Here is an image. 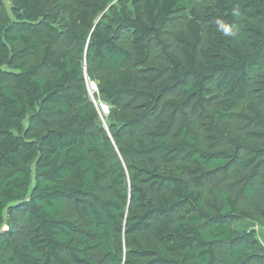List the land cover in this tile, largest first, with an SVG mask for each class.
<instances>
[{
  "label": "trees",
  "instance_id": "1",
  "mask_svg": "<svg viewBox=\"0 0 264 264\" xmlns=\"http://www.w3.org/2000/svg\"><path fill=\"white\" fill-rule=\"evenodd\" d=\"M44 4L0 0V264H264V0Z\"/></svg>",
  "mask_w": 264,
  "mask_h": 264
},
{
  "label": "rangeland",
  "instance_id": "2",
  "mask_svg": "<svg viewBox=\"0 0 264 264\" xmlns=\"http://www.w3.org/2000/svg\"><path fill=\"white\" fill-rule=\"evenodd\" d=\"M44 5H45V7H46L47 9H51L50 0H46V4H44ZM94 85H95V84H94L93 82H90V83H89V88H88V89H89V92H90L91 94H94V93H95L94 91L97 92V90H96L95 88L92 89ZM95 86H96V85H95ZM99 106L101 107L100 112H101L104 116H107L108 114H107V113H104L103 110H102V107H105L106 105L101 103ZM106 107H107V106H106ZM102 121H103V120H102ZM246 227H247L248 230L255 231L256 234H257V237L259 238V240L262 241V242H264V226L252 225V224H246Z\"/></svg>",
  "mask_w": 264,
  "mask_h": 264
},
{
  "label": "clouds",
  "instance_id": "3",
  "mask_svg": "<svg viewBox=\"0 0 264 264\" xmlns=\"http://www.w3.org/2000/svg\"><path fill=\"white\" fill-rule=\"evenodd\" d=\"M218 28L222 31L224 36H232L235 35L233 28L222 23L221 21H217Z\"/></svg>",
  "mask_w": 264,
  "mask_h": 264
},
{
  "label": "water",
  "instance_id": "4",
  "mask_svg": "<svg viewBox=\"0 0 264 264\" xmlns=\"http://www.w3.org/2000/svg\"><path fill=\"white\" fill-rule=\"evenodd\" d=\"M94 88L96 89V86L94 85ZM102 110L104 113H108V108L105 106V107H102Z\"/></svg>",
  "mask_w": 264,
  "mask_h": 264
},
{
  "label": "bare ground",
  "instance_id": "5",
  "mask_svg": "<svg viewBox=\"0 0 264 264\" xmlns=\"http://www.w3.org/2000/svg\"><path fill=\"white\" fill-rule=\"evenodd\" d=\"M92 89H94V86H93V88Z\"/></svg>",
  "mask_w": 264,
  "mask_h": 264
}]
</instances>
